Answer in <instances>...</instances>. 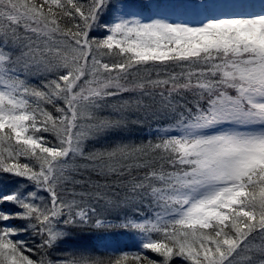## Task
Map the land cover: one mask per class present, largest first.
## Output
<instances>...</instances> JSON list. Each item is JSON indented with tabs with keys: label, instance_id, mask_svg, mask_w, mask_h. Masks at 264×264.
I'll list each match as a JSON object with an SVG mask.
<instances>
[{
	"label": "snow or ice",
	"instance_id": "obj_1",
	"mask_svg": "<svg viewBox=\"0 0 264 264\" xmlns=\"http://www.w3.org/2000/svg\"><path fill=\"white\" fill-rule=\"evenodd\" d=\"M0 184V264H264V0H0Z\"/></svg>",
	"mask_w": 264,
	"mask_h": 264
},
{
	"label": "trees",
	"instance_id": "obj_2",
	"mask_svg": "<svg viewBox=\"0 0 264 264\" xmlns=\"http://www.w3.org/2000/svg\"><path fill=\"white\" fill-rule=\"evenodd\" d=\"M162 5L164 7H168L173 4H178L181 7H189L194 6L198 8V6H203V8L208 9L209 11H215L218 10V5L222 6V0H160ZM172 7V6H170ZM124 99H128V96L125 95ZM120 102V98H112L110 101L111 104H118ZM106 107L98 112L99 117H105L112 115V109L111 106ZM167 125V121L164 119H151L148 120L143 126L133 127L130 132H127L124 134L125 138L132 143L135 144H146L148 140L153 139V137L150 135L151 132H154L155 129L165 127ZM115 137H108V138H100L96 140H88L85 143V154H89L93 151L100 150L103 151L107 148H110L112 144L115 142ZM86 163H89V161L83 159V158H77L76 164L77 165H84ZM11 191V186L6 184H0V192H8ZM103 210V209H101ZM122 234V233H121ZM119 234V235H121ZM118 236V235H117ZM86 238H92L85 234H74V237L71 239H68L64 243H62L53 254H51V257H48L49 259L56 261V260H65L69 258V255L75 251V250H83L86 249L87 244L84 243V239ZM25 239H29L31 241L30 237H25ZM150 254V253H149ZM153 255L155 258V254ZM35 258V257H34Z\"/></svg>",
	"mask_w": 264,
	"mask_h": 264
},
{
	"label": "rangeland",
	"instance_id": "obj_3",
	"mask_svg": "<svg viewBox=\"0 0 264 264\" xmlns=\"http://www.w3.org/2000/svg\"><path fill=\"white\" fill-rule=\"evenodd\" d=\"M212 3H213V0H212ZM225 6H226V0H222V6L220 7L218 5V9L224 8ZM228 6H231V5H228ZM184 8L195 11V10L201 9V6H198V8H196L194 6H189V7H184ZM119 234H121V235H119ZM119 234H118V236L115 237L117 243L114 244V247L120 249L121 251H126V252H129V253H132V252H135V251L138 250V240L136 239V237L133 234L126 233V232H120ZM84 243L87 244V247H86L87 249H91V248H93V245L96 243V241L93 238H90V239L86 238V239H84ZM78 251H80V250L73 251L69 255L68 259H70L71 256L74 253L78 252ZM53 253L54 252H52L51 254H53ZM98 254L104 255L105 259H110V258H112L114 256L120 255L121 252L108 253V254L98 253ZM49 257H51V255Z\"/></svg>",
	"mask_w": 264,
	"mask_h": 264
}]
</instances>
